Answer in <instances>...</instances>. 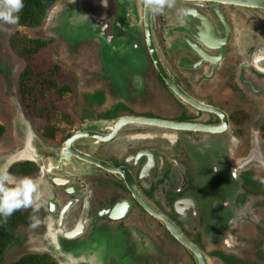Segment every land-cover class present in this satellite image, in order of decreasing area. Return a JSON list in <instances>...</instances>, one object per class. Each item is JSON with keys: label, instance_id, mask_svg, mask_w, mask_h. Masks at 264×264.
<instances>
[{"label": "flooded vegetation", "instance_id": "1", "mask_svg": "<svg viewBox=\"0 0 264 264\" xmlns=\"http://www.w3.org/2000/svg\"><path fill=\"white\" fill-rule=\"evenodd\" d=\"M181 8L188 10L183 17ZM153 16L157 20L151 34L159 65L147 46L148 72L144 73L148 82L136 92L137 101L117 100L108 105L101 98L78 105L70 111L78 119L70 123L68 135L59 138L41 133L43 143L48 144L45 149L37 147L43 151L42 162L55 157L59 144L76 131L85 138L76 144L82 146L79 153L83 157L60 162L66 169L62 177L45 178L51 182L53 194L59 189L63 192L60 199L54 198L60 203L51 204L58 217L64 206L76 207L72 218L66 214L64 222L68 229L80 226L83 232L70 243L88 242L97 264H110L117 255L127 254V246L140 235L148 243L147 264H187L183 251L197 264L192 251L173 235L168 224L178 228L211 264H232L239 259L230 249H237L238 243L254 251L260 248L259 238L251 243L244 233L251 224L245 218L246 182L241 162L249 148L243 130L250 125L252 113L260 111L252 102L254 95H260L258 87L264 78V0H175L174 7ZM117 124L120 127L115 132ZM34 166L32 177L45 173L36 163ZM205 172L230 174V180L242 190L231 191L233 200L226 199L223 188L205 198L193 194L195 182ZM40 186L50 189L47 184ZM85 206L89 207L88 220L82 214ZM23 210L33 211L40 225L19 226V236L45 233L42 221L47 220L41 208ZM152 219L165 227V236L154 228ZM215 226L223 228L216 230ZM231 238L235 245L228 244ZM103 243L110 244L112 257L106 256ZM135 259L140 258H133L134 264L142 263Z\"/></svg>", "mask_w": 264, "mask_h": 264}, {"label": "water", "instance_id": "2", "mask_svg": "<svg viewBox=\"0 0 264 264\" xmlns=\"http://www.w3.org/2000/svg\"><path fill=\"white\" fill-rule=\"evenodd\" d=\"M153 15L154 12L145 9L143 0H58L47 10L42 24L35 29L37 31L35 33L40 34L42 38L52 40L48 48H51L55 54L54 60L62 65L74 79L72 85L75 100L79 105L93 104L101 98L102 102L105 99L108 105L116 103L117 100L129 103L130 100L137 101L135 99L136 92H140L143 84L148 82L147 75L144 73L148 72L147 46L150 48L156 64L159 65L151 34L152 26L156 22ZM191 45L193 46L192 43ZM92 97H97V99L93 100ZM11 105L12 109L19 106L18 112L22 113L23 120H19L18 116L17 131L8 139L9 141L0 143V169H6L11 173V167L16 163L34 162L45 173L40 171L38 175L42 174V178H39L38 175L33 178L41 181L40 185L50 186V189H42L43 186H40L42 204L40 208L47 220V222L42 221L46 226V232L36 237L31 234L23 251L49 254L57 264H97V257L95 258L96 255L94 256L88 242L82 244L76 240L77 242L70 243V240L76 239L74 235L83 232V228L81 229L80 226L68 229L64 222L66 214H68V219L72 218L76 207L71 208V205H66L62 208L59 217L56 216V209L51 203H60L54 198L57 196V199H60L63 192L59 189L58 194H53L51 184L46 183L45 180L46 177L50 179L55 175L62 177L66 170L63 167L65 163L63 165L59 163L73 161L72 156H80L79 149L83 148L76 147V144L81 138V131L75 132L61 143L56 149L55 157L47 158L42 162L43 151L36 147L39 137L35 134L37 132L34 131L32 122L26 119L20 96H17V100L13 99ZM120 120L134 119L121 118ZM138 120L141 119H135V121ZM119 127L120 125L117 124L114 131L116 132ZM254 140L261 142L259 139ZM256 150L252 147V154L249 152L241 162L242 168H248L251 164L250 160L254 163L258 161L260 165L264 164L261 159H253L255 156L252 155ZM25 176L27 175L11 173L13 182H18ZM53 181L62 182L56 178H53ZM240 189L239 183L238 186H228L226 199L233 200L231 191H241ZM45 190L48 191V194ZM218 190L222 191V187L219 186L215 192ZM68 191L76 192L71 188ZM231 207L232 205L228 204L229 210ZM88 208L85 206L82 211L83 218L87 220L91 218ZM225 211L227 210L225 209ZM154 213L155 216H159L156 212ZM236 220L231 219L230 222ZM168 228L185 247L192 251L197 264H211L210 259L187 240L178 228H174L170 224H168ZM213 228L221 230L223 227L221 229L216 226ZM136 239L131 246H127L129 251L127 254L117 255L118 257L110 264H134L133 258H140L134 260L142 262L139 264H147L145 262L148 256V252L145 251L148 245L147 239L142 235ZM228 240V244H234L232 238ZM109 245V243H103L102 248L106 256L112 257L114 253ZM124 252L125 249L122 253Z\"/></svg>", "mask_w": 264, "mask_h": 264}, {"label": "trees", "instance_id": "3", "mask_svg": "<svg viewBox=\"0 0 264 264\" xmlns=\"http://www.w3.org/2000/svg\"><path fill=\"white\" fill-rule=\"evenodd\" d=\"M58 0H23L24 8L19 13L18 30L9 38L11 51L25 62L24 69L18 76L19 93L26 113L37 120L38 127L44 135L61 138L68 135L73 119L62 112L57 101L72 94V85L63 80L65 76L59 64L48 59V47L51 40L31 38L23 29H37L45 17L47 10ZM264 138V124L260 127ZM5 126L0 123V137ZM33 163L15 164L12 173L32 174ZM249 185V184H247ZM256 194V186L252 183L246 189ZM34 215L30 210L16 211L7 224L0 222V264H57L48 254H26L17 261L7 263L4 256L7 250L19 240L17 228L29 225V217Z\"/></svg>", "mask_w": 264, "mask_h": 264}, {"label": "rangeland", "instance_id": "4", "mask_svg": "<svg viewBox=\"0 0 264 264\" xmlns=\"http://www.w3.org/2000/svg\"><path fill=\"white\" fill-rule=\"evenodd\" d=\"M17 30V24L9 25L4 24L2 21H0V123H2L6 127L4 135L0 138V143H6L7 141H9L8 139L15 134V131H17L18 116L19 120H23L22 113L18 112L19 106L17 105L16 109H12L11 105L13 99L17 100V96H20L17 86L18 76L25 66V62L19 59L11 51L9 45L10 36L13 35ZM23 31H25L31 38H42L40 34L37 35L35 33L37 32L35 29H23ZM43 39L50 40L47 38ZM168 41L169 39L167 37L165 40V44H167ZM47 52L48 55H46V57L56 62V60H54L55 54L51 51V48H48ZM60 67L65 74L63 80L73 83L74 79L71 77V75L62 67V65H60ZM92 98L93 100L97 99V97ZM255 98L257 102H252L253 107H257V104H259L258 107H260V111H254V113H252L251 119H249L250 121L248 120V124L250 125L244 128L242 135H245V144L246 147L247 145L249 147L247 153L251 152L252 147H254L257 150L252 155L255 156L253 157V159H261L264 161V138L261 137L260 134L262 133L260 130V126L264 124V99H261L260 97ZM21 104L25 112L22 100ZM56 104L61 111L63 110L70 112L75 107L77 102L75 100V95L72 94L67 96L66 98L58 100ZM248 134L250 137L248 136ZM254 139H259L261 142H255ZM250 154H252V152ZM247 156L248 155H246V157ZM250 162L251 164L248 166V168H245L243 170L245 182L246 184H252L255 182L258 186L256 188V195L246 193L245 202H247L246 209L248 213L247 216L245 215V218H247L251 225L249 228L247 227L244 230V233L246 236V240H249L251 243L255 241L254 239L259 238L261 248L258 252L257 250L254 251L252 247L249 248L248 246H243L239 243L237 249H230V253H238V255H236L235 257L238 256L243 264H252V261H254L255 263V259L258 257L260 259V264H264V178L262 177L264 176V164L260 165L258 161L254 163L252 160H250ZM203 168L205 170H208L205 166H203ZM198 174L199 173H196V176ZM219 186L225 188L226 190L228 186H235V183L230 180V174L226 173L224 175L220 174L219 176H217L205 172L204 174L199 175V178L195 182L194 188L191 192L195 195L201 193L203 195L202 198H205L207 197V195L210 196L212 193H214ZM253 197H255L254 200ZM226 212L227 211H225L224 213ZM152 223H154V228L161 231L164 236L165 234H167V230L164 226H158V223L153 219ZM251 226H253V228ZM29 231H31V229H29ZM253 232L255 236L253 235ZM28 234L30 235V232L25 235L19 236L18 242L6 252L4 259L7 263L17 261V258L26 253L23 250H25L26 248L25 245L28 240ZM238 238L240 239L241 237ZM168 252L171 254H175V252H171L170 250H168ZM184 254L185 253L183 251L182 256L187 261V264H192V260L189 259L190 257H187ZM220 254L223 257L225 256L224 252H218V255Z\"/></svg>", "mask_w": 264, "mask_h": 264}, {"label": "clouds", "instance_id": "5", "mask_svg": "<svg viewBox=\"0 0 264 264\" xmlns=\"http://www.w3.org/2000/svg\"><path fill=\"white\" fill-rule=\"evenodd\" d=\"M143 4H144V7L146 10H148L150 12H154L156 14H160L163 12V10L165 8L174 7L175 0H143ZM23 8H24L23 0H0V21H2L4 24H9V25L10 24H17L19 22V19H20L19 13L23 10ZM187 12H188L187 9L181 8L179 10V15L181 17H183L184 15L187 14ZM181 23H183V19H181ZM259 72L263 73L262 70H260ZM260 82H261V85H259V87H258L259 91H260V95H254V96L260 97L261 99H264V78L262 80H260ZM70 84L72 85V83H70ZM18 91H19V86H18ZM72 94H74L73 85H72ZM19 95H20V93H19ZM20 99H21V95H20ZM255 101H256V98H255ZM78 105L79 104L77 103L75 105V108H77ZM257 106H259V104H257ZM62 112L69 115L73 120L78 119L76 114H73V113L67 112V111H63V110H62ZM24 113L26 115V119L29 120L30 122H32V124L34 126V131L37 132L35 134H37V136L39 137L38 144L36 145V147L40 146L42 149L47 148L48 144L43 143L44 141L40 137L42 132L38 127L37 120H35L31 116H29L26 113V111ZM38 130H39V133H38ZM5 131H6V127H5ZM4 133H3V135H4ZM82 135L83 134L81 133V138L78 141V143L83 142L85 140V138H83ZM23 163H25V162H23ZM30 163L35 164L34 162H30ZM16 164H18V163H16ZM11 173L6 169H0V222H2L3 224H7L9 219L12 217V215L16 211H19L22 209H28V208H32L34 211H38L39 208L42 206L39 181L33 177H28V176H33V174L32 175L28 174L27 176L19 179L18 182H13V180L11 178ZM13 174H18V173H13ZM19 175H24V174H19ZM262 177L264 178V176H262ZM46 183L51 184V182L49 180L46 181ZM253 184L255 186H257V184L255 182ZM247 188H249V187L246 184V189ZM246 193H248L247 190H246ZM29 220H30V226L32 228H36L40 225V219L36 215L30 216ZM19 234H18V236H19ZM23 235H25V232ZM30 235L28 234V237ZM260 248L257 247L256 250L260 251ZM26 254H37V253H25V254H22L21 256H24ZM19 258H17V260ZM227 261H229V260L227 259ZM237 263L241 264L242 261L239 259L236 262L233 261L232 264H237ZM255 263L260 264L259 257L255 259ZM255 263H254V261H252V264H255Z\"/></svg>", "mask_w": 264, "mask_h": 264}, {"label": "bare ground", "instance_id": "6", "mask_svg": "<svg viewBox=\"0 0 264 264\" xmlns=\"http://www.w3.org/2000/svg\"><path fill=\"white\" fill-rule=\"evenodd\" d=\"M131 122V121H130ZM91 150V149H90ZM123 209V208H122Z\"/></svg>", "mask_w": 264, "mask_h": 264}]
</instances>
